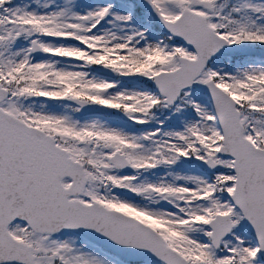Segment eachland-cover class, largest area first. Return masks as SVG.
I'll list each match as a JSON object with an SVG mask.
<instances>
[{
	"label": "snow or ice",
	"instance_id": "snow-or-ice-1",
	"mask_svg": "<svg viewBox=\"0 0 264 264\" xmlns=\"http://www.w3.org/2000/svg\"><path fill=\"white\" fill-rule=\"evenodd\" d=\"M0 264H264V0H0Z\"/></svg>",
	"mask_w": 264,
	"mask_h": 264
}]
</instances>
